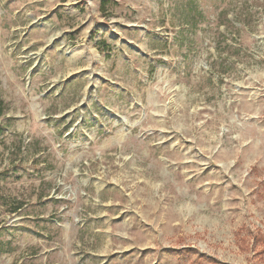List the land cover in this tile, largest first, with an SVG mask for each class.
I'll use <instances>...</instances> for the list:
<instances>
[{
  "label": "rangeland",
  "instance_id": "obj_1",
  "mask_svg": "<svg viewBox=\"0 0 264 264\" xmlns=\"http://www.w3.org/2000/svg\"><path fill=\"white\" fill-rule=\"evenodd\" d=\"M0 108V264H264V0H0Z\"/></svg>",
  "mask_w": 264,
  "mask_h": 264
},
{
  "label": "trees",
  "instance_id": "obj_2",
  "mask_svg": "<svg viewBox=\"0 0 264 264\" xmlns=\"http://www.w3.org/2000/svg\"><path fill=\"white\" fill-rule=\"evenodd\" d=\"M2 113V110L0 108V115ZM3 128L0 126V135L2 134ZM18 210V209H17ZM255 242L257 245L263 244L264 245V235H262L260 233V231L256 232V236H255Z\"/></svg>",
  "mask_w": 264,
  "mask_h": 264
}]
</instances>
